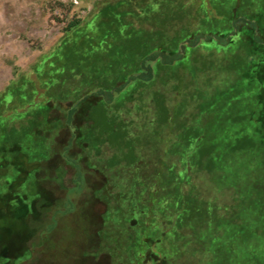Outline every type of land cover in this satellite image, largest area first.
<instances>
[{
    "label": "rangeland",
    "instance_id": "rangeland-1",
    "mask_svg": "<svg viewBox=\"0 0 264 264\" xmlns=\"http://www.w3.org/2000/svg\"><path fill=\"white\" fill-rule=\"evenodd\" d=\"M234 2L0 0V140L3 134L11 137L13 130L22 131L38 119L35 130H45L47 124L56 126L59 130L53 131L50 141L56 139V134L57 140L62 141L67 131L60 109L68 108V116H77L78 109L70 108L71 105L76 101L86 104L85 97L90 92L111 88L105 84L108 82L101 81L109 77L106 74L99 79L84 77L86 70L96 67L100 71L107 66L110 49L117 43L114 34L106 37L114 26L108 14L118 15L120 26L125 29H161L170 36H184L213 18V22L222 20L216 6L227 9ZM110 4L118 6V11ZM213 22L209 27L213 28ZM209 73L197 78V85L208 98L215 94L210 95L214 86L224 87L226 82L235 80L234 74L223 73L215 75L210 83ZM150 83L136 91V101L127 102L120 109L118 94L111 104L104 103L101 95L92 98L89 111L96 114H91V118L96 120L94 116L98 115L102 127L88 130L90 122L82 119L81 147L76 158L70 145L77 134L76 125L70 124L68 149L62 151L68 165L76 169L74 175L68 170L70 184L59 191L56 186L51 187L53 197H57L54 203L48 207L39 204L24 223L9 220L10 215L1 219L11 228L5 235L8 239L29 237L22 244L23 255L18 262L79 264L75 260L87 253V236H96L105 218V213L93 211L104 212L106 205L94 201L93 206L85 195L87 180L83 173L96 175L99 171L98 180H109L108 188L117 192L119 202V211L112 209L106 233L102 234L104 250L112 251L114 264H264V236L257 233L246 238H224L226 251H215L212 245L213 236H227L222 222L237 214L234 207L239 202L238 188L245 186L248 191L253 184L256 188L263 185L264 191V131L254 129L248 121L226 126L223 134L228 136L238 130L246 134L239 147L248 148L229 153L213 172L199 167V132L182 135L176 127L182 122L195 123L197 102L186 100L173 85ZM155 93L161 97L157 103L152 99ZM215 101L214 112L230 111ZM184 102L188 104L185 106ZM164 104L169 109L167 114ZM48 107L47 119L45 114L35 118ZM83 157L89 161L86 169L81 164ZM226 167L229 174L225 177ZM7 168L13 170L11 164ZM5 173H0L1 191L7 190L9 179ZM239 182L244 185L237 186ZM99 192L96 194L101 197Z\"/></svg>",
    "mask_w": 264,
    "mask_h": 264
},
{
    "label": "trees",
    "instance_id": "trees-1",
    "mask_svg": "<svg viewBox=\"0 0 264 264\" xmlns=\"http://www.w3.org/2000/svg\"><path fill=\"white\" fill-rule=\"evenodd\" d=\"M114 8L118 11V6ZM216 8L222 20L213 22V18L202 28L184 36H170L161 29L153 31L136 30L131 27L125 29L120 26L121 20L118 15H114V12L108 14L110 24L114 26L106 37L114 34L118 38L117 43L110 49L107 66L100 71L95 69L96 67L89 72L86 70L87 74L84 77L99 79L102 74H106L109 77L101 81L108 82L105 84L111 85L109 86L111 88H99L86 94L87 97L82 96L85 97L86 104L76 101L71 105L70 108L78 109L77 116L76 114L68 116L66 114L68 108L60 109L64 114L67 131L62 141L57 140V137L59 138L57 134L56 139L50 141L53 131L59 130L56 126L47 124L45 130H35L38 119H34L32 124L22 131L13 130L11 137L5 134L1 136L0 152H3V155L0 156V173L6 171L4 176L9 180L7 190H0V264H23L24 262H18L23 255L22 244L29 241L28 236L8 239L5 235L9 234L11 228H8L1 219L10 215L9 220L18 219L24 223L38 210L39 204L48 207L54 203L57 197H53L51 187L56 186L59 191L61 187L70 184L67 179L68 170L70 168L74 175L76 169L74 165H68L66 156L64 157L62 152L64 148L68 149V138L72 129L70 124L76 125L75 140L70 142L75 158L79 157L77 149L81 147L79 132L82 128V119L85 118L90 122L87 123L86 129H101L102 122L99 116H94L96 120L91 118V114H96L89 111L92 98L101 95L104 103L111 104L115 103L118 94L120 109L125 103L136 101V91L148 85L150 81V85L159 82L166 87L173 85L175 90L186 96V100L197 102L195 123L182 122L176 127L182 135L186 132H199L198 166L207 167L211 172L219 163L226 161L229 153L235 154L248 148L239 147L240 141L245 140L247 135L242 134L240 130L232 136L223 134L226 126L248 121L254 129L264 131V0H235L227 9H220L218 6ZM212 22L213 28L209 27L212 26ZM208 71L210 83L215 75L219 76L223 73L234 74L235 80L226 82L224 87L214 86V91H211L210 95L215 94L212 98L207 96L206 98L197 85V78L198 75ZM160 98V95L152 94L154 102L157 103ZM214 101L222 102L230 111H225V114L220 111L214 112L216 106ZM183 104L186 106L188 103ZM166 107L167 105L164 104L165 114L169 112ZM49 112L48 107L45 112L37 113L35 118L45 114L43 116L47 119ZM88 112H90L89 116ZM41 131L45 133L40 135ZM31 147H34V150ZM87 160L83 157L81 161L85 169L89 162ZM52 163L53 165L50 166ZM8 164L12 165L13 170L7 168ZM224 171L226 177L229 174L228 168L226 167ZM98 172L96 175L83 173L85 182L87 180L85 195L86 200L93 206L96 205L94 201L106 205L104 212L93 211L95 214L105 213V218L101 220L96 236H87L84 243L87 253L75 260V263L77 261L79 264H114L112 251L104 250L102 234L106 233V221L110 218L112 209L115 212L119 211V202L117 192L108 188L109 180L105 183L98 180V174L101 173ZM235 177L234 184H236ZM56 180L59 182L56 183ZM241 183L239 182L237 186L242 187L246 184ZM261 186L256 188L253 184L248 191L244 190L245 186L238 188L239 202L234 207L237 214H234L230 220L222 222L226 226L227 236L212 237L215 251L228 249L227 243L222 242L228 236L246 238L256 236L255 233L257 236H264V191L262 192ZM37 190H40L39 195ZM98 190L101 197L96 194ZM256 209L259 211H255ZM260 230L262 232L259 234Z\"/></svg>",
    "mask_w": 264,
    "mask_h": 264
},
{
    "label": "built area",
    "instance_id": "built-area-1",
    "mask_svg": "<svg viewBox=\"0 0 264 264\" xmlns=\"http://www.w3.org/2000/svg\"><path fill=\"white\" fill-rule=\"evenodd\" d=\"M77 2V1H76Z\"/></svg>",
    "mask_w": 264,
    "mask_h": 264
}]
</instances>
